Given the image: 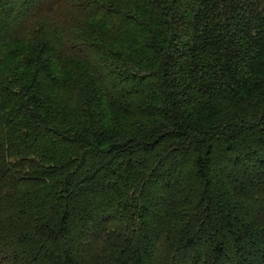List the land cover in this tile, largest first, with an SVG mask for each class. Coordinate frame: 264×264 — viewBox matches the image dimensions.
I'll list each match as a JSON object with an SVG mask.
<instances>
[{
  "label": "trees",
  "instance_id": "1",
  "mask_svg": "<svg viewBox=\"0 0 264 264\" xmlns=\"http://www.w3.org/2000/svg\"><path fill=\"white\" fill-rule=\"evenodd\" d=\"M0 264H264V0H0Z\"/></svg>",
  "mask_w": 264,
  "mask_h": 264
}]
</instances>
